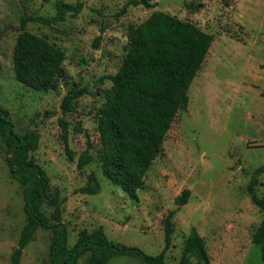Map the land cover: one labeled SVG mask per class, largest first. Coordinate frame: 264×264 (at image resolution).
<instances>
[{"label": "rangeland", "instance_id": "1", "mask_svg": "<svg viewBox=\"0 0 264 264\" xmlns=\"http://www.w3.org/2000/svg\"><path fill=\"white\" fill-rule=\"evenodd\" d=\"M56 1L0 0V104L11 111L18 133L40 135L30 155L49 177L43 210L50 217L62 211L70 246L82 232L102 225L109 239L158 255L165 247V220L175 211L167 264H180L193 226L206 240L211 264H262L253 237L264 212L248 185L256 177L255 193L264 199V171L257 172L264 164V0H151L154 7L129 0H64L83 2L84 8L57 24L26 26L64 52L57 88L42 92L16 79L13 54L22 16H53ZM156 10L196 24L214 41L190 86L187 107L177 113L143 188L131 197L103 174L97 123L112 87L109 76L128 53L130 25L141 24ZM79 90L84 93L64 114V97ZM61 118L68 122L73 159ZM88 148L93 159L81 168L79 157ZM8 156L0 137V264L11 263L27 222L25 186L11 177ZM91 173L101 183L96 194L83 191ZM185 189L190 196L180 206ZM52 242V232L40 228L20 264H51ZM89 260L86 253L79 264ZM109 264L145 263L117 254Z\"/></svg>", "mask_w": 264, "mask_h": 264}, {"label": "trees", "instance_id": "2", "mask_svg": "<svg viewBox=\"0 0 264 264\" xmlns=\"http://www.w3.org/2000/svg\"><path fill=\"white\" fill-rule=\"evenodd\" d=\"M129 3L154 7L151 0H129ZM56 8L53 16L38 13L22 16L21 32L14 48L16 79L42 92L57 88L64 52L46 37L27 30L26 26L28 22L45 25L60 23L65 20L67 13L82 11L84 4L80 1L70 3L57 0ZM102 35L103 32L96 37L95 47H99ZM128 39V53L119 70L109 76L112 87L106 92L97 128L104 176L131 197H136L163 148L177 113L188 105V91L210 51L214 36L194 23L156 10L141 24L130 25ZM83 93L84 90L69 92L64 97L61 106L64 114L71 110L74 101ZM60 123L69 158L73 159L68 148V122L61 118ZM0 137L8 151L11 177L25 186L24 210L27 222L11 255L10 264H20L25 248L34 240L40 228L48 229L53 234L51 264H79L80 258L86 253L90 254L89 264H109L117 254L140 257L145 264H167L166 252L172 246L174 224L171 219L175 211L165 220V247L158 255H150L136 246L109 239L102 225L91 232H82L75 244L70 246L69 231L62 219V211L56 209L50 217L43 210L50 185L49 177L30 155L38 147L39 133H18L11 111L0 104ZM92 159L88 148L79 157V167L89 164ZM262 171L264 164L257 170L258 173ZM257 182L258 179L254 177L248 190L253 201L264 212V199L258 198L254 190ZM100 189L98 176L91 173L83 191L96 194ZM189 196L190 190L185 189L178 198V204H186ZM253 242L261 247L264 264V217ZM180 264H211L206 240L194 226L186 236Z\"/></svg>", "mask_w": 264, "mask_h": 264}]
</instances>
